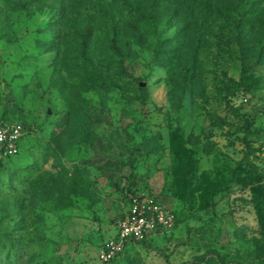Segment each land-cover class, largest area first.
I'll return each instance as SVG.
<instances>
[{
  "label": "rangeland",
  "instance_id": "374dc122",
  "mask_svg": "<svg viewBox=\"0 0 264 264\" xmlns=\"http://www.w3.org/2000/svg\"><path fill=\"white\" fill-rule=\"evenodd\" d=\"M205 3L0 0V264L264 261V0ZM143 196L173 225L100 262Z\"/></svg>",
  "mask_w": 264,
  "mask_h": 264
},
{
  "label": "built area",
  "instance_id": "2783aa9c",
  "mask_svg": "<svg viewBox=\"0 0 264 264\" xmlns=\"http://www.w3.org/2000/svg\"><path fill=\"white\" fill-rule=\"evenodd\" d=\"M20 124L0 126V154L3 157L18 153V142L23 135ZM173 216L166 212L151 196L133 197L128 212L120 221L116 236L104 243L97 258L102 263L113 260L126 244L143 242L158 231L168 230Z\"/></svg>",
  "mask_w": 264,
  "mask_h": 264
},
{
  "label": "trees",
  "instance_id": "16d2710c",
  "mask_svg": "<svg viewBox=\"0 0 264 264\" xmlns=\"http://www.w3.org/2000/svg\"><path fill=\"white\" fill-rule=\"evenodd\" d=\"M199 5H201V7L202 8H204V9H207L208 10V6H207V4L205 3V0H199ZM210 9V8H209ZM211 11H212V9H210ZM263 29H264V24H263ZM260 46H264V41H262V43H260ZM15 124H20V123H15ZM20 125H22V124H20ZM22 127H23V125H22ZM23 130H24V132H23V135H22V137L20 138V140H19V142H18V144H20V142H21V139L24 137V136H27L28 134H29V132H25V129H24V127H23ZM18 154H20V149H19V145H18V153L16 154V155H13V156H7V157H4V158H14V157H16ZM1 164V163H0ZM5 244V243H4ZM7 244V245H6ZM5 245H6V247H8V249H6V253H7V262H8V264H11L12 262H11V253H12V251H13V254H14V256H15V258L17 259V249L12 245V244H10V243H6ZM1 248V247H0ZM4 252H1L0 253V256H1V254H3ZM248 264H264V261L263 260H261V261H257V262H251V263H248Z\"/></svg>",
  "mask_w": 264,
  "mask_h": 264
},
{
  "label": "water",
  "instance_id": "95a60500",
  "mask_svg": "<svg viewBox=\"0 0 264 264\" xmlns=\"http://www.w3.org/2000/svg\"><path fill=\"white\" fill-rule=\"evenodd\" d=\"M48 113V112H47Z\"/></svg>",
  "mask_w": 264,
  "mask_h": 264
}]
</instances>
